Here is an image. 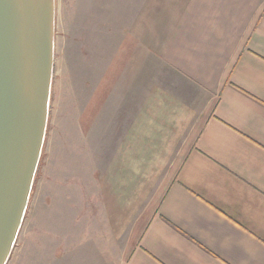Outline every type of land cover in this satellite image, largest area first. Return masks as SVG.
Instances as JSON below:
<instances>
[{
    "label": "crops",
    "instance_id": "obj_1",
    "mask_svg": "<svg viewBox=\"0 0 264 264\" xmlns=\"http://www.w3.org/2000/svg\"><path fill=\"white\" fill-rule=\"evenodd\" d=\"M117 1L78 115L111 151L80 264H264V0Z\"/></svg>",
    "mask_w": 264,
    "mask_h": 264
},
{
    "label": "rangeland",
    "instance_id": "obj_2",
    "mask_svg": "<svg viewBox=\"0 0 264 264\" xmlns=\"http://www.w3.org/2000/svg\"><path fill=\"white\" fill-rule=\"evenodd\" d=\"M125 20L126 8L118 6L117 0H56L46 140L7 264H80L87 235L94 236L102 227L97 181L111 151L94 149L95 133L80 135L78 115L94 79L93 64L109 59L111 43L115 45L126 29ZM86 64L91 66V78L84 70ZM87 78L92 81L86 86ZM120 90L127 93L123 86Z\"/></svg>",
    "mask_w": 264,
    "mask_h": 264
},
{
    "label": "water",
    "instance_id": "obj_3",
    "mask_svg": "<svg viewBox=\"0 0 264 264\" xmlns=\"http://www.w3.org/2000/svg\"><path fill=\"white\" fill-rule=\"evenodd\" d=\"M55 29L56 0H0V264L18 240L46 140Z\"/></svg>",
    "mask_w": 264,
    "mask_h": 264
}]
</instances>
